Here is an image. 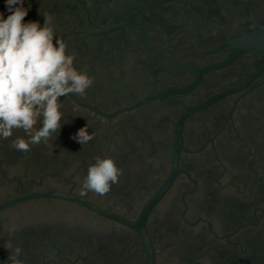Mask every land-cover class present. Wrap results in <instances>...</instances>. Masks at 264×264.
Masks as SVG:
<instances>
[{"label": "flooded vegetation", "instance_id": "af4514ba", "mask_svg": "<svg viewBox=\"0 0 264 264\" xmlns=\"http://www.w3.org/2000/svg\"><path fill=\"white\" fill-rule=\"evenodd\" d=\"M24 7L25 23L54 17L93 84L60 98L53 155L13 149L22 130L0 140V264L16 248L23 264H264V54L242 43L264 0ZM97 156L122 175L81 195Z\"/></svg>", "mask_w": 264, "mask_h": 264}, {"label": "clouds", "instance_id": "9594fccd", "mask_svg": "<svg viewBox=\"0 0 264 264\" xmlns=\"http://www.w3.org/2000/svg\"><path fill=\"white\" fill-rule=\"evenodd\" d=\"M7 18L0 13V140H8L13 130H22L11 147L28 153L43 144L53 155L54 141L61 127V97L84 96L93 79L74 66L75 57L66 54L67 45L55 36L54 17L45 13L44 24L25 21L29 8L24 0H6ZM55 40V43H54ZM41 126L36 127L37 124ZM73 139L84 145L94 139L87 126L78 130ZM81 186V195L88 191L103 196L112 184L119 182L122 169L110 157H95ZM5 247L11 248L7 242ZM22 249L10 252L11 264H23Z\"/></svg>", "mask_w": 264, "mask_h": 264}, {"label": "water", "instance_id": "95a60500", "mask_svg": "<svg viewBox=\"0 0 264 264\" xmlns=\"http://www.w3.org/2000/svg\"><path fill=\"white\" fill-rule=\"evenodd\" d=\"M244 48L264 54V24H257L256 28L242 36Z\"/></svg>", "mask_w": 264, "mask_h": 264}]
</instances>
